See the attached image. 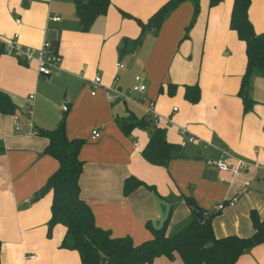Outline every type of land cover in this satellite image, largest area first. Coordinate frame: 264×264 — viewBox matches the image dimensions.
Listing matches in <instances>:
<instances>
[{
    "label": "crops",
    "instance_id": "1",
    "mask_svg": "<svg viewBox=\"0 0 264 264\" xmlns=\"http://www.w3.org/2000/svg\"><path fill=\"white\" fill-rule=\"evenodd\" d=\"M167 1L108 0L105 13L82 32L72 0H0V34L15 33L21 46L33 49L44 39L53 41L60 57V71L51 81L38 76L34 64L23 65L0 54V90L15 106L12 115L0 114V264H79L75 251L58 247L63 227L47 230L51 193L35 197L57 163L42 154L47 141L33 129H52L61 117L66 137L83 141L78 152L79 198L90 209L94 225L110 237H127L139 245L151 238L147 225L156 229L165 220V234H174L194 218L185 197L212 215L215 238L250 236V211L264 221V180H253L251 169L235 177L215 171V178H210L208 172L214 170L204 164L217 157L231 163L227 158L232 157L264 166V79L251 77L252 104L243 112L237 91L245 65L244 44L229 29L232 0L211 8L208 0H199L187 30L192 6L180 4L155 32L142 37L145 46L137 51L143 42L131 44L139 34L135 20L144 23ZM52 16L59 20L51 22ZM247 18L255 34H264V0L250 1ZM123 39L129 44L119 60ZM117 62L122 69L115 68ZM136 75L143 92L131 94L125 102L106 99L104 89L128 91ZM94 77L100 82L92 90ZM167 85H174L172 94ZM193 85L199 99L191 104L183 98V87ZM149 101L170 122L163 127L166 140L179 145V156L165 166L150 165L140 156L147 139L144 131L125 135L115 122L128 114L144 116ZM128 104L137 107L139 116L127 110ZM93 130L98 138L91 140ZM187 137L197 142L188 143ZM128 177L151 190L139 186L122 196V182ZM245 181L249 186L243 191ZM231 197H236L232 207L216 209ZM31 255L36 259H29ZM249 255H241L234 264H264V245ZM151 264L182 262L174 256Z\"/></svg>",
    "mask_w": 264,
    "mask_h": 264
},
{
    "label": "trees",
    "instance_id": "2",
    "mask_svg": "<svg viewBox=\"0 0 264 264\" xmlns=\"http://www.w3.org/2000/svg\"><path fill=\"white\" fill-rule=\"evenodd\" d=\"M250 1L232 0L229 14V29L244 44L245 65L237 91L243 112H247L252 104L248 96L251 77L264 79V34H255L248 21ZM185 2L192 6V17L187 30L198 12L199 0H168L144 23L135 20L139 34L131 44H138L147 32H155L169 14ZM220 2L221 0H208V7H214ZM72 3L78 27L82 32L89 28L97 16L103 15L108 6V0H72ZM49 42L56 51L53 41ZM0 54H3L1 48ZM173 89L174 85H167L168 94H172ZM183 98L191 104L196 103L199 99L197 86H184ZM14 110L15 106L8 95L0 90V114L12 115ZM115 122L125 135L134 129L146 133L147 139L140 150V156L148 164L165 166L168 161L179 156V145L168 142L165 129L154 127L147 115L137 118L128 114L125 119H116ZM33 132L47 141L42 154L57 163V168L47 177L35 197L51 193L47 230L50 231L55 225L63 227L64 233L58 247L75 251L79 264H151L156 258L172 260L174 256L182 264H234L241 255L259 244H264V221L259 219L256 212L249 213L252 229L250 236L215 238L211 228L212 215L203 213L189 197L184 198V203L192 214H202L201 222L192 218L188 224L169 236L165 234L167 220L156 229L147 225L151 238L139 245H133L127 237L112 238L107 231L94 225L90 209L79 198L78 177L82 162L78 159V152L83 141L66 137L63 117L52 129H33ZM139 186L150 189L133 177L125 178L121 187L122 196L128 195Z\"/></svg>",
    "mask_w": 264,
    "mask_h": 264
},
{
    "label": "built area",
    "instance_id": "3",
    "mask_svg": "<svg viewBox=\"0 0 264 264\" xmlns=\"http://www.w3.org/2000/svg\"><path fill=\"white\" fill-rule=\"evenodd\" d=\"M51 22H56L59 20L57 16H52L48 18ZM14 23L18 24L19 20L14 18ZM0 48L4 55L10 56L14 58L16 61L23 65L34 64L36 74L42 77L44 80H49L52 77H56L60 71L59 62L60 57L53 50L50 42L47 39H44L38 49H33L29 47L21 46L17 42V35L14 33L10 36L5 34H0ZM115 68L117 70L122 69V65L120 63H115ZM100 80L98 77H94L92 80V90L94 87L98 86ZM105 97L110 102H125L130 101V95L133 93H141L144 91V85L141 83V77L136 75L133 77V84L126 92V94L121 93L120 91L104 89ZM93 91H90V95H93ZM29 100L32 99V96L28 97ZM26 116H28V125L30 127V119L29 116L31 114V103H28L25 107ZM62 110L65 111L66 107H62ZM175 109H173L174 111ZM145 115H147L151 119V123L156 128H163L170 125V122L167 118H164L158 115L153 109V102L149 101L147 105L144 107ZM13 122L17 125L16 117L13 118ZM163 122L164 125L160 123ZM185 131L180 130V134L183 135ZM98 138V132L96 130L91 131L90 139L94 140ZM186 142L195 143L197 140L193 137H187ZM134 149L138 148L137 143H133ZM230 157V156H229ZM231 159V163L226 162V160L217 157L215 159H207L204 164L213 169L216 172H227L233 177L238 176L240 174H245L249 171V169L253 172V180H264V166L259 165L257 163H251L241 158H227ZM249 186V181H245L243 183V191ZM236 202V197H231L227 201L220 203L216 206L217 210H221L225 206L232 207ZM29 259H36L34 256H29Z\"/></svg>",
    "mask_w": 264,
    "mask_h": 264
},
{
    "label": "water",
    "instance_id": "4",
    "mask_svg": "<svg viewBox=\"0 0 264 264\" xmlns=\"http://www.w3.org/2000/svg\"><path fill=\"white\" fill-rule=\"evenodd\" d=\"M126 44H129V42H127L125 39H123L121 41V47L117 50V52H118V59L119 60H120V58H121V56L123 54V51H124V48H125ZM63 96H64V94H63ZM63 100H65L64 97H63ZM122 105L125 107V104L124 103ZM208 176L210 178H215L216 172L215 171H209L208 172ZM193 216H194L195 219H197L198 222H201L202 221V214L200 212H194L193 213Z\"/></svg>",
    "mask_w": 264,
    "mask_h": 264
},
{
    "label": "rangeland",
    "instance_id": "5",
    "mask_svg": "<svg viewBox=\"0 0 264 264\" xmlns=\"http://www.w3.org/2000/svg\"><path fill=\"white\" fill-rule=\"evenodd\" d=\"M143 38H144V37H143ZM143 38L140 39V41L138 42L139 44H140L141 42H143V44H142L143 46H141L140 48H137V51L140 49L139 52L141 51L142 47L145 46L144 41H146V40H143ZM136 45H137V44H136ZM136 45H135V46H136ZM137 51H135V52H137ZM53 78H54V77L50 78L49 80L52 81ZM126 91H127V89L122 90V92H123L124 94H126ZM62 94H63V91H62ZM127 110H129L130 112L135 113L136 115L139 116V113H140L139 110L137 109V107L132 106L131 104H128V105H127ZM114 111L119 112V111H120V108H119V107H116V108L114 109ZM261 245H264V244H259V245L255 246V247H258V246H261ZM252 249H254V247H253ZM252 249H250L247 253H245V254H243V255H246V254L249 255V253H250V251H251ZM249 256H250V255H249ZM250 259L253 261L252 258H250Z\"/></svg>",
    "mask_w": 264,
    "mask_h": 264
}]
</instances>
